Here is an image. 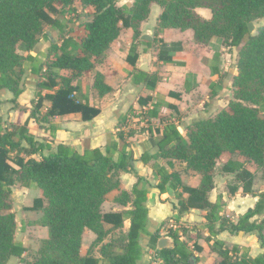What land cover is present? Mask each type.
Instances as JSON below:
<instances>
[{"label": "trees", "instance_id": "1", "mask_svg": "<svg viewBox=\"0 0 264 264\" xmlns=\"http://www.w3.org/2000/svg\"><path fill=\"white\" fill-rule=\"evenodd\" d=\"M79 1L83 7L92 6L94 9L83 22V36L78 41L63 37L59 45L50 41L46 61L42 62L22 51L31 50L45 35V25L63 34V15L65 10H72L68 8L73 6L74 0H0V91H11L14 102L22 90V66L30 61L35 63L34 67L37 65L32 73L43 78L38 82L40 90L52 91L45 95L37 93L32 101V117L48 121L51 116L80 112L83 120L92 119L100 110L75 97L77 87L72 84L73 79L90 72L101 60L110 43L119 35V22L133 30V43L126 60L134 65V41L147 46L151 44L140 38L139 26L149 15L152 2L162 8L158 31L171 27L191 29L198 43L206 44L216 37L224 47H239L237 73L232 81L233 96L227 105L214 117L193 123L186 138L176 125L167 124L158 141V152L151 156L168 158L169 166H173L172 159L183 161L187 169L200 175L198 186H188L182 183L177 171L169 173L158 168L155 172L160 176L155 185L160 194L165 192L166 185L174 190L178 216L189 208L200 209L203 222L199 228H206L213 236L222 230L256 232L264 249L262 225L251 221L253 216L261 215L260 223H264V190L254 206L236 222L220 214L223 210L220 201L212 203L208 200V192L214 186L215 164L223 152L237 153L257 167L264 166V116L260 114L264 105V23L252 33L247 26L248 22L264 17V0H133L123 6H117V0ZM197 7L208 8L210 18L199 15ZM159 59L172 61L162 49L159 50ZM62 70H67L68 74H63ZM95 75L94 86L102 96L109 87L102 74L97 72ZM136 75H139L137 81L148 80L144 71L137 70ZM147 85L154 87L149 82ZM44 99L50 101L47 109L43 105ZM148 100L146 97L140 102L147 103ZM127 135L117 132L121 140L120 154L113 159L109 152L114 144L108 146L105 153L90 147L79 152L58 144L55 151L44 155L41 153L44 143L35 139L26 122L12 123L2 132L0 130V264H8L12 257L21 260L27 251V247L15 239L16 220L11 194L16 183L26 188H40L41 196L35 197L25 209L41 211L39 225L48 228L47 236L41 241L39 256L26 264H141L142 243L153 250L154 258L160 259V264L190 263L192 253L187 249L186 241L180 240V229H172L167 221H163L160 225H164V235L174 240V247L157 249L161 226L155 230L146 227L145 201L152 185L137 176L130 193L122 188L119 175L130 167L125 155ZM37 152L40 156L32 157ZM151 156L143 153L141 158L146 161ZM220 170L234 173L236 179H241L244 194L252 191L254 175L237 161L224 163ZM237 189V185L230 186L229 192L233 194ZM113 200L124 204L130 202L127 211L101 212V204ZM124 214L128 217L125 231ZM104 223L112 227L105 230ZM119 228H122V236L102 242L108 231ZM85 229L95 234L89 249L99 245V257L90 250L86 254L80 253ZM186 232L184 228L181 234ZM144 235L147 239L141 240ZM213 248L221 257L219 264H264V252L252 258L245 252L239 254L238 246L227 247L220 240L213 241ZM235 252L238 255H234Z\"/></svg>", "mask_w": 264, "mask_h": 264}, {"label": "crops", "instance_id": "2", "mask_svg": "<svg viewBox=\"0 0 264 264\" xmlns=\"http://www.w3.org/2000/svg\"><path fill=\"white\" fill-rule=\"evenodd\" d=\"M132 2L133 0H117L116 4L123 6ZM73 6L75 7L74 4ZM81 6L79 3L76 12H84L86 15H80L79 19L72 18L69 13L71 11L65 10L62 19L63 34H59L57 29L54 30L45 25V35L31 50L22 51V53L29 54L43 62L46 61L50 41L57 45L61 43L63 37H71L78 41L84 34L83 22L92 15L94 10L92 6ZM161 12V6L152 2L149 15L140 23V35H150L151 39L145 41H150L151 44L147 46L142 42L134 41L136 43L135 51L132 53L135 58L134 65L129 64L126 60L133 43V30L119 22V35L110 43L101 60L90 72L73 79L72 84L77 87L74 91L75 97L78 100L87 101L92 107L99 108L100 112L95 117L83 120L80 112L51 116L48 121H42L37 116L36 118L32 117L30 114L33 107L32 101L36 99L37 93L45 95L52 91L40 90L38 82L43 78L41 75L32 73L35 63L27 61L22 66L24 72L21 80L22 90L15 101L12 102L11 91L7 89L0 91V130L2 132L12 123L23 124L26 122L29 132L36 140L44 143L41 150L44 155L55 151L58 144L70 146L79 152L85 147H90L98 148L104 153L108 146L114 144L115 146L111 147L109 152L113 159H117L120 154L121 140L117 136V132L121 131L124 135L132 132L127 135L125 147V155L130 167L128 171L120 173L119 179L123 190L129 193L137 181V176L143 177L152 185L149 187L145 201L148 217L147 229L155 230L161 226L160 234L162 236L165 230L164 225L160 224L163 221H172L171 223L176 225L174 229H180L179 234L183 239L181 226L188 228V232H191V228H193L191 224H195L194 228L196 231L199 230L200 234L195 232L196 244H191L192 246L187 248L192 253L189 257V264H219L221 257L213 248L215 240L222 241L227 247L238 246L239 254L245 252L249 257H256L263 254L264 249L253 232L222 230L213 236L206 228L198 227L203 222V211L189 208L178 216V200L174 190L166 185L165 192L160 194L159 189L155 187L160 181V176L155 174L158 168L169 173L177 171L185 185H199L200 175L187 169L185 162L172 159L173 166H169L168 158L163 156L152 158L151 155L158 152V141L167 124L176 125L179 133L186 138V133L193 123L201 119L212 118L224 108L231 98L232 81L237 73L235 47L222 46L216 37L206 44L198 43L195 41L191 29L181 30L171 27L158 31ZM196 12L206 19L211 16V11L205 7H197ZM160 49L167 52L172 59L171 62H163L159 59ZM227 56H230L231 63ZM141 64H145L146 69H141ZM137 70L147 74V81L151 85L153 84V88L147 85V81H137L139 76L136 75ZM97 72L102 74L104 83L109 87V90L102 96L94 86ZM62 73L68 74V71L62 70ZM146 97H149L148 102L141 103L140 99ZM226 98L228 100L224 103ZM43 105L47 109L50 106V101L44 99ZM143 153H147L151 157L144 161L141 158ZM39 156L40 152L32 155L35 158ZM12 165L16 167L15 164L12 163ZM247 170L253 175L255 174V169L252 167H247ZM234 177V173L219 171L218 165H216L213 177L214 186L208 192V200L212 203L220 201L223 207L220 214L236 222L240 215L254 206L261 192L252 190L250 193L244 194L242 186H238L233 194L230 193L229 187L235 186ZM19 186H21L19 183L12 186V197L14 188L19 189ZM21 187L26 193L32 194L25 200V206H30L32 204L30 202L35 197L41 196V192L36 194V187ZM183 197L186 195L184 194ZM129 204L130 202L124 204L117 200L104 201L100 209L101 212L124 213ZM12 211L14 212V209ZM36 212L41 213L37 210ZM258 217L259 215L253 216L251 221L257 222ZM127 225L128 217L124 214V231ZM218 225L217 223L216 229ZM103 226L105 230L112 227L107 223H104ZM94 238L93 232L88 229L84 230L81 254H86L87 250L84 251V248L89 247ZM144 239H147L146 235L141 237V240ZM87 240H90L89 245H87ZM184 240L186 239L184 238ZM142 244L144 253L140 263L156 264L158 258H154L153 250L145 246L144 243ZM94 255L100 256L98 251H95ZM234 255L238 254L235 252Z\"/></svg>", "mask_w": 264, "mask_h": 264}, {"label": "rangeland", "instance_id": "3", "mask_svg": "<svg viewBox=\"0 0 264 264\" xmlns=\"http://www.w3.org/2000/svg\"><path fill=\"white\" fill-rule=\"evenodd\" d=\"M80 3V2H79ZM79 3L78 0H74L73 4L74 6H70V8H68L69 10H71L70 16L72 18H76L79 19L81 13L76 12V10L79 7ZM72 4V5H73ZM59 7V4H56ZM82 7V6H81ZM74 12V14H72ZM253 30L255 31L256 28H258L260 25H262L264 23V17L263 18H259L254 20L253 22ZM253 31V32H254ZM239 49V47H235V51L234 55H236L237 50ZM230 60L231 63V59L230 56H227ZM233 59V58H232ZM233 94L231 92L230 97H232ZM228 99L226 98V100L224 101V103H226ZM227 105V104H226ZM260 114L262 116H264V105L261 108V112ZM216 115V114H215ZM214 115V116H215ZM228 161H237L239 163V165H242L244 168L247 167H252L255 172L254 177H253V182H252V190L256 191V192H262V190H264V166L262 167H257L251 160H249L248 158L239 155L237 153H231V152H223L221 154V156L217 159L216 161V165H218V169L220 171V168L222 167V165ZM215 174V171H214ZM233 181L235 183V185L237 186H241L242 185V180L241 179H236V177L233 178ZM20 188H14V194L12 197V209H14V214H15V220H16V229H15V239L18 241H21L26 247H27V251L25 253H23L22 255V259L20 260L17 257H12L8 264H26V263H30L32 261H34L38 256H39V248L41 246V241L44 237H46V235L48 234V228L39 225V219L41 216L40 212H36L34 210H26L25 209V200L29 197H31L32 194H29V192H25L24 190H22L21 186H19ZM40 188L36 187V194H40ZM16 195V196H15ZM12 196V194H11ZM32 202H30L31 204ZM262 216L259 215L257 222L261 224L262 226V234L264 236V223H260ZM172 222V221H171ZM169 221H167L166 223L168 225H170ZM191 226H195V224H191ZM184 226H181L182 229ZM188 229V228H185ZM45 230V231H44ZM192 232H186V234H183L182 237H184L186 240L180 239L181 241H186L187 246L191 247L193 244H196L195 242V232H198L200 234L199 230H195V228H191ZM255 236L258 238L257 233H254ZM122 228L119 229H112L110 231L107 232L106 236H105V240H103L102 242H106L109 240L113 239H118L120 236H122ZM181 238V236H180ZM259 240V239H258ZM90 240H87V245H89ZM193 242V243H192ZM192 244V245H191ZM99 245L95 246L92 248V250L89 249V247H85V250H90L93 253L95 251H98ZM156 264H160V259H158L156 261Z\"/></svg>", "mask_w": 264, "mask_h": 264}, {"label": "water", "instance_id": "4", "mask_svg": "<svg viewBox=\"0 0 264 264\" xmlns=\"http://www.w3.org/2000/svg\"><path fill=\"white\" fill-rule=\"evenodd\" d=\"M247 26H248L249 32L252 33L254 31L253 30V26H254L253 23L248 22ZM141 38L143 40H150L151 36L148 34H143V35H141ZM140 68L146 69L145 64H143V65L141 64ZM156 247H157V249H166V248L171 249L174 247V240L171 237H169L168 235H162L157 239Z\"/></svg>", "mask_w": 264, "mask_h": 264}, {"label": "built area", "instance_id": "5", "mask_svg": "<svg viewBox=\"0 0 264 264\" xmlns=\"http://www.w3.org/2000/svg\"><path fill=\"white\" fill-rule=\"evenodd\" d=\"M172 229H174L175 227H176V225L174 224V223H170V225H169ZM160 262H161V260H160Z\"/></svg>", "mask_w": 264, "mask_h": 264}]
</instances>
